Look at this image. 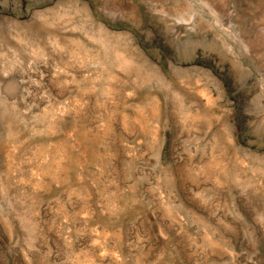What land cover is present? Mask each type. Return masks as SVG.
<instances>
[{
	"label": "rangeland",
	"instance_id": "374dc122",
	"mask_svg": "<svg viewBox=\"0 0 264 264\" xmlns=\"http://www.w3.org/2000/svg\"><path fill=\"white\" fill-rule=\"evenodd\" d=\"M0 264H264V0H0Z\"/></svg>",
	"mask_w": 264,
	"mask_h": 264
}]
</instances>
